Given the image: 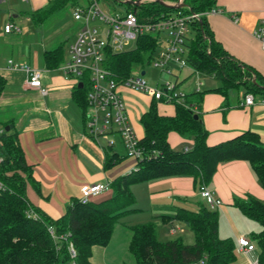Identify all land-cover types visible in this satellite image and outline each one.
<instances>
[{
	"label": "crops",
	"instance_id": "1",
	"mask_svg": "<svg viewBox=\"0 0 264 264\" xmlns=\"http://www.w3.org/2000/svg\"><path fill=\"white\" fill-rule=\"evenodd\" d=\"M48 1L33 0L32 11L42 9ZM84 2L87 0H74L68 4L72 10L76 5H84ZM212 9L214 12L206 14V18L215 40L233 58L264 76V49L255 36L264 21V0H215ZM9 16L15 18L19 14L10 11ZM49 17L50 15L44 21L36 23L28 13L26 18L34 24L30 23L33 26L32 32L27 25L22 26L20 22H15L22 27L20 33H4L0 29V127L16 133L25 161L31 167L32 181L26 185L27 199L33 208L55 219L65 212L73 199L81 197V188L84 185L105 181L111 184L115 177L127 173L135 161L124 154V147L117 133L95 138L86 128V109L83 111L74 97L73 81L65 77L59 69V65L69 58V46L80 23L73 20L72 16L67 17L52 31L45 32L41 26ZM91 24L102 28L98 21ZM188 36L192 37L190 28ZM63 40L69 41L66 46ZM55 48H60L56 60L49 54ZM188 51L189 48L185 57ZM9 58L40 69L41 88L28 87L24 71L7 67ZM171 63L176 62L171 61L168 64L169 69L173 70ZM141 68L145 74L144 67ZM139 73L141 74V70ZM173 75L178 89L186 93V101L197 105L199 118L207 130L208 145L229 140L247 130L256 133L264 144V103L261 101L264 93L254 94L252 105L240 106V101L247 93L243 86L230 88L224 95L213 90L221 86L218 79L196 71L188 64L180 66ZM119 93L127 106L129 121L138 139L144 134L140 118L153 102L160 114L174 113L173 104L157 101L139 91L120 86ZM193 93L203 94L200 102L189 100ZM141 100H144V104ZM109 140L113 141L112 145H109ZM167 141L175 150L191 148L193 145L191 136L180 135L175 131L167 134ZM112 155L114 158L109 160ZM139 184H146L149 189L148 207L152 217L161 219L169 228L177 224L176 233L189 227L175 219L166 222L164 216H172L178 207L195 210L199 202L204 203L194 186L192 176H171L132 184L130 188L135 197H138L135 188ZM207 187L221 200L216 209L222 213L219 215V236L231 237L235 244L239 236H244L254 244L252 251L239 257H247L249 264V260H254L258 255L257 246L247 236L249 231L245 229L246 225L253 226L250 223L253 220L246 218L233 205V200L235 197L246 199L248 195H253L264 202V188L258 182L249 162L244 159L220 162ZM111 194L109 187L95 199L102 200ZM133 207L137 210L132 213L142 210L141 206H137L136 200ZM120 224L115 225L110 241L101 248H108L115 244L114 239L121 238L119 250L124 246L128 250L130 225ZM237 224L239 231L236 229ZM122 230L128 233H120ZM95 248L98 246L92 247V264L103 254L102 249ZM234 264L243 262L238 261L237 257Z\"/></svg>",
	"mask_w": 264,
	"mask_h": 264
},
{
	"label": "trees",
	"instance_id": "2",
	"mask_svg": "<svg viewBox=\"0 0 264 264\" xmlns=\"http://www.w3.org/2000/svg\"><path fill=\"white\" fill-rule=\"evenodd\" d=\"M74 0H49L45 7L32 11L31 19L40 23L51 13ZM100 1V0H99ZM115 1V0H105ZM137 1V0H129ZM142 0L138 4L123 2L127 11H133L139 22L154 21L162 16L181 13L210 11L215 0ZM179 3L180 7H172ZM187 64L196 71L212 75L221 82L213 89L226 95L228 89L239 86L247 92L264 93V76L227 53L215 40L205 14L190 22ZM156 44L152 35L137 37L132 49L113 52L106 50V66L116 77L128 76L132 69L149 63ZM58 59L60 48L49 52ZM87 87H75L74 97L83 111L86 109ZM202 93H193L197 103ZM188 100V99H187ZM172 115L160 114L156 103L140 118L144 134L138 139L142 157L125 174L111 181V196L81 202L73 199L58 218L33 208L26 196L27 182L32 181L31 167L26 163L15 132L4 130L0 135V178L7 190L0 193V264H67L71 261L68 243L76 249V264H92L93 246H106L119 219L132 213L135 197L130 189L134 183L171 176H192L195 188L208 186L220 162L235 159L247 160L264 188V144L256 133L247 130L229 140L208 145L207 130L199 113L175 103ZM198 117L194 118V114ZM175 131L188 135L193 145L188 150H175L167 141V134ZM112 155L109 160H112ZM233 205L248 219L257 222L261 229L251 234L258 249V262L264 264V202L253 195L246 199L234 198ZM32 208L37 218L27 215ZM163 218V217H162ZM168 222L175 219L185 223L193 232L194 242L184 243L180 236L162 241L157 237L153 221L130 226L128 251L134 264H234L237 259L235 241L221 238L218 233L219 212L199 202L197 209L178 207ZM52 227L54 237L48 231ZM68 234L66 239L61 235Z\"/></svg>",
	"mask_w": 264,
	"mask_h": 264
},
{
	"label": "built area",
	"instance_id": "3",
	"mask_svg": "<svg viewBox=\"0 0 264 264\" xmlns=\"http://www.w3.org/2000/svg\"><path fill=\"white\" fill-rule=\"evenodd\" d=\"M4 1L0 0V2ZM211 11L214 12L213 9L204 13L177 11L154 21L139 22L133 11L123 9L110 12L102 8L98 0H87L86 4L76 5L72 8L71 16L80 25L69 46V58L59 65V69L65 77L73 81L74 87H77L80 82L82 83L81 87H87L85 123L93 137L117 133L121 138L127 157L133 158L134 161L142 157L138 138L129 121L127 106L119 93L120 86L149 95L157 101L170 104L178 103L198 112L196 104L186 101V93L178 89L177 81L174 79L163 80L161 75L164 71L171 72L168 67L171 61L180 66L187 65L185 55L188 48L190 22ZM93 21L100 22L102 28L92 25ZM0 29L4 33L22 32V27L10 20L4 22ZM142 35H152L156 40L149 61L152 67L158 69L154 87L147 84L143 78L144 73H139L140 70H143L140 65L134 67L137 70L135 73L131 71L128 76L119 78L106 66L107 49L113 52L125 51L126 44L130 41L135 42L137 37ZM255 36L264 49V21L255 32ZM7 67L24 71L25 83L28 87L41 88L42 71L40 69L26 63H17L11 58L7 60ZM261 101L264 103V98ZM253 103L254 95L247 92L239 105L250 106ZM3 133L4 128L0 127V135ZM108 143L112 145L113 141L109 140ZM184 150H188V147H185ZM1 161L2 157L0 156ZM109 187L110 182L108 181L86 184L81 188L79 199L81 202L95 199ZM6 190L7 185L0 178V193ZM198 191L206 206L212 210L218 209L221 200L207 186L201 185ZM27 215L38 217L32 208L28 209ZM176 230L177 227L174 225L170 227L169 232L174 234ZM48 231L53 237L55 236L52 227H48ZM67 235H61L60 238L66 239ZM253 249L254 244L246 237L239 236L236 239V254L244 255ZM68 252L71 258L69 264H76L74 258L77 253L72 242L68 243ZM249 264L260 263L258 259H254L249 260Z\"/></svg>",
	"mask_w": 264,
	"mask_h": 264
},
{
	"label": "rangeland",
	"instance_id": "4",
	"mask_svg": "<svg viewBox=\"0 0 264 264\" xmlns=\"http://www.w3.org/2000/svg\"><path fill=\"white\" fill-rule=\"evenodd\" d=\"M100 1H101L100 2L101 6H103L106 10L110 12L114 10H123L126 8V4L122 3L121 2L122 0H115V1L100 0ZM84 3L86 4V2ZM33 6H34L33 0H28V1L5 0L4 2H0V25L1 23L7 20L14 21L17 23L20 22L21 24H23L22 26L27 25L30 28V32H32L33 26L30 25V23L31 24L33 23L30 20H28L26 16L28 13H31ZM10 11H15L16 13L19 14V16L15 18H10L9 16ZM70 15H71V5L67 4L61 9H59L58 11L54 12L52 15H50L47 21H45L42 24L41 28L45 32L52 31L56 26H58V24H61L60 22H64L67 19V17H71ZM68 42H69L68 40H63V44L65 46L68 44ZM134 46H135V42L130 41L128 44L124 46V50L132 49ZM170 66L173 68V70H171V72L164 71L163 74L161 75V79L163 80H173L174 79L173 73H176L179 70L180 66L178 63H175V64L171 63ZM144 69L146 73L143 75L144 76L143 78L147 81V84L149 86L154 87L157 81L158 69L152 67L149 63L145 64ZM132 72L135 73L136 69L133 68ZM199 76L201 78L204 77V75L203 76L199 75ZM141 101L142 103L144 102V100H141ZM124 154H125V150H124ZM128 158L133 159L131 157H128ZM134 184H138V183H134ZM135 191L138 196V197H135L133 193L135 200H136V204L137 206H141L142 210L137 213H128V214L123 215L119 219L118 224L123 223L124 225L128 224L132 226L135 224L145 223L147 221H153L156 224L157 237L159 240L166 241L169 238L180 236L186 243L193 242L194 240L193 234L188 228L182 231H177V233L175 232L174 235L173 234L171 235L169 232L170 228L168 224H164L162 220L159 218L152 217L151 209L148 207L149 206V189L146 187V184H141L140 186H137L135 188ZM219 215L221 216L222 213L219 212ZM250 223H253L252 227L251 226L249 227V225L245 226V229L249 231V234L247 235L248 237H251L252 233H256L259 231V229H257L256 227L258 228L261 227L259 226L257 222L253 221ZM175 226H177V224H175ZM238 228L239 226L237 224V227H236L237 231H239ZM120 233L125 234L128 232H124V230H122V232ZM117 237L119 236H115V238ZM120 241H121V238H117V240L114 239L115 244H112V246H109L108 248H105V249L101 248L102 246H98V248H95V249L103 250V252H101L103 253L102 256L98 257V259H95V264H123V263L124 264H130V263L134 264V259L132 255L128 252V250L125 248V246L122 248L121 251L119 250ZM237 257H238V261L243 262V264L248 263L247 257H244V259H240L239 258L241 257L240 254H237ZM255 259H258V255L257 257H255Z\"/></svg>",
	"mask_w": 264,
	"mask_h": 264
},
{
	"label": "water",
	"instance_id": "5",
	"mask_svg": "<svg viewBox=\"0 0 264 264\" xmlns=\"http://www.w3.org/2000/svg\"><path fill=\"white\" fill-rule=\"evenodd\" d=\"M127 1L130 2V3H136V4H138L141 0H137V1H129V0H126V1H123V2H127ZM158 1L161 2V3H163V4L169 5L167 3H164L161 0H158ZM171 6L177 8V7H180L181 5L179 3H175V4H172ZM143 72L144 71H141V74H143ZM81 86H82V83L81 82L78 83L77 87H81ZM197 117H198V115L197 114H194V118H197ZM6 129H8V127H6Z\"/></svg>",
	"mask_w": 264,
	"mask_h": 264
}]
</instances>
